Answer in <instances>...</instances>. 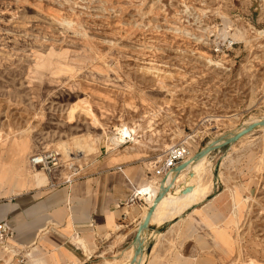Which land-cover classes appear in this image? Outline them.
<instances>
[{
	"label": "rangeland",
	"instance_id": "obj_1",
	"mask_svg": "<svg viewBox=\"0 0 264 264\" xmlns=\"http://www.w3.org/2000/svg\"><path fill=\"white\" fill-rule=\"evenodd\" d=\"M260 118L264 0H0V154L10 141L30 144L27 157L53 152L50 172L36 167L47 179L87 175L108 156L150 167L174 145L196 151ZM122 124L135 131L108 148ZM253 132L220 174L228 243L207 236L201 264H264V126ZM76 137L96 149L84 156ZM240 166L258 184L237 206Z\"/></svg>",
	"mask_w": 264,
	"mask_h": 264
},
{
	"label": "crops",
	"instance_id": "obj_2",
	"mask_svg": "<svg viewBox=\"0 0 264 264\" xmlns=\"http://www.w3.org/2000/svg\"><path fill=\"white\" fill-rule=\"evenodd\" d=\"M253 133L206 155L207 170L200 184L206 185L207 192L181 214L166 208L161 215L163 199L159 201L141 236L140 264H201L205 261L207 236L213 243H228L221 220L231 206L223 209L221 203L231 190H227L228 177L221 178L220 174L228 173L229 157L238 154L236 149ZM29 145L10 141L0 154V222L6 221L13 228L17 250L29 254L27 264H98L102 259H129L137 227L153 201L142 187L151 186L158 192L159 184L148 167L150 161L108 156L100 168L87 175L55 181L54 177L47 179L39 169H28ZM239 168L240 175L239 169L234 173L237 191L233 197L237 206L240 200L236 195L246 194L258 184L255 174L243 166ZM187 170L174 175L163 197L179 186ZM131 196L136 201L129 204ZM106 255L113 258L107 259ZM14 258L0 249V264H10Z\"/></svg>",
	"mask_w": 264,
	"mask_h": 264
},
{
	"label": "bare ground",
	"instance_id": "obj_3",
	"mask_svg": "<svg viewBox=\"0 0 264 264\" xmlns=\"http://www.w3.org/2000/svg\"><path fill=\"white\" fill-rule=\"evenodd\" d=\"M231 35H232V33H231ZM238 36H241V35L238 34ZM71 54H72V52H71ZM77 60H79V59H77ZM260 120H261V118L260 119H253L252 121L245 122L244 125H242L241 127H243L245 125H248L250 123H253V122L260 121ZM131 131L134 132L135 131L134 128H130L128 126H125V124H122V127L119 130V133H120V135H123V136L122 137L121 136L119 137L117 135H113V136L109 137L108 140H107L108 143H107L106 146L108 148H112V146H116L121 141L122 138L126 137L127 135H130V132ZM211 142H213V141H211ZM211 142H208V143H211ZM73 144L76 145V147L79 149V151H83V153H84L83 155L84 156H88V154H90L91 152H93L96 149V147L93 144V140H90V139L89 140L88 139H84V138L83 139H77V137H76V139L74 140V143ZM188 146H189L191 155H193V153L196 152V151H193L192 144L191 143H189ZM58 147H59V150L62 152L63 156H69L71 154V152H70V146H69V144L67 142L61 141L58 144ZM39 155H43V153H40ZM205 157L206 156L202 157L201 159H199V160H197L195 162L189 163V165L187 166L188 170L184 174V176H185L184 180L181 183L179 182L180 183L179 186L174 187L173 189H171V192H170L169 195L163 197L165 195V193L170 189V184H171V181L170 180H172V178L174 179V175H177L179 172L170 174L169 177L165 180L164 185L167 188L165 189V193L161 197V199H163L162 202H161V205H162V208L161 209H163V211L161 213L159 212L161 215H162V213L164 214V209H166V208H167V211H169L171 213L178 212V214H181L184 211L183 209L184 208H187V206H189L192 202L195 203V201L197 202L198 200H200L201 197H204V195L207 192V190L205 188H203V187L196 186V183L200 179L201 172L203 170H205V168H204V159H205ZM32 169H37V168L32 167ZM199 185H201V184H199ZM158 190H159V187H158ZM142 192L145 193V194L146 193L149 194L148 195V199L149 200H151V199L154 200V198L156 197L157 190L154 187L147 186V187H142ZM175 208H176V211H174ZM171 217H172V215H171ZM161 218H160V220H161ZM159 223H160V221H159ZM141 236H142V234H141ZM142 238L143 237L140 238L141 239V245H143L142 244ZM131 248H133V251H132V254L129 257V259H128V257H124L120 261H118V260H111L110 262H107L106 264H140V262H141L140 261L141 260L140 259V256H141L140 253H141V251H139V253L137 254L136 260L134 262H131V258L134 255L135 246L134 247L131 246Z\"/></svg>",
	"mask_w": 264,
	"mask_h": 264
},
{
	"label": "built area",
	"instance_id": "obj_4",
	"mask_svg": "<svg viewBox=\"0 0 264 264\" xmlns=\"http://www.w3.org/2000/svg\"><path fill=\"white\" fill-rule=\"evenodd\" d=\"M190 156L192 155L190 153L189 146L185 143H179L168 148L162 158L153 161V164L150 166L152 174L156 177V182L160 184V181L164 177H168L172 174L173 169ZM55 160L56 156L53 152H46L43 153V155L37 154L31 156L29 163L34 168L40 167L50 172L49 163L54 165L56 164ZM135 201L136 197L131 196L128 203L132 204ZM0 249L6 254L11 251H15L14 261L10 264H27V257L29 254L28 252L21 254V252L17 250L14 230L6 221L0 222Z\"/></svg>",
	"mask_w": 264,
	"mask_h": 264
},
{
	"label": "water",
	"instance_id": "obj_5",
	"mask_svg": "<svg viewBox=\"0 0 264 264\" xmlns=\"http://www.w3.org/2000/svg\"><path fill=\"white\" fill-rule=\"evenodd\" d=\"M262 126H264V118L261 119L260 121L253 122V123H250L248 125L241 127L237 132L232 133L228 136H225L221 140H217V141H213L211 143H207L200 150L194 152L193 155L190 156L188 159H186L185 161H183L179 165H177L173 169L172 173L182 171L183 169L187 168L189 163L195 162V161L201 159L202 157L206 156L210 152L217 150V149H220V148H222V147H224L230 143L237 141L238 139H240L244 135H247V134L251 133L254 129H256L258 127H262ZM168 177L166 176L160 181L159 190L156 194V197L154 198L152 204L150 205L145 217L143 218V220L140 222V224L137 227V230L135 232V235H134V238L132 241L133 245L135 246V250H134L133 257L131 258V262H134L136 260L137 254L139 253V251H142V249H143V247L141 245V239H140L141 234L148 227L149 219H150L153 211L155 210L157 203L159 202V200L161 199V197L165 193V189L167 187H165L164 182Z\"/></svg>",
	"mask_w": 264,
	"mask_h": 264
}]
</instances>
